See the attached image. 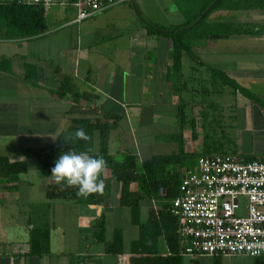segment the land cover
Returning a JSON list of instances; mask_svg holds the SVG:
<instances>
[{"label": "crops", "instance_id": "1", "mask_svg": "<svg viewBox=\"0 0 264 264\" xmlns=\"http://www.w3.org/2000/svg\"><path fill=\"white\" fill-rule=\"evenodd\" d=\"M152 1L118 4L80 22L72 3L61 1L46 9L44 34L31 39L0 35V62L9 61L0 65V158L28 164L16 178L0 180V264H129L137 256L132 244L140 237L139 228L130 209L119 203V182L111 181L110 195L101 206L50 201L47 191L56 183L26 155L27 150L51 144L56 162L66 153L71 120L77 117L115 121L109 154L134 152L138 163L177 153L180 146L184 153L197 151L201 140L202 156L231 154L264 161V11L247 3V8L214 10L208 22L240 32L194 41L198 59L184 56L175 76L170 72V41L149 35L147 25L168 29L182 25L184 18L172 0H154V6ZM152 9H159L164 20L156 14L160 22H155ZM213 70L259 102L235 95L213 77ZM65 75L75 80L77 92L89 97L75 103L55 96L52 91ZM201 107L207 119L204 123L202 118V135L193 142L190 125L180 126L181 109L199 125ZM94 148L98 152L97 133ZM185 168L173 166L170 171L182 176ZM160 203H140L143 223ZM100 219L106 242L113 241L116 231L122 233L121 253H106L104 244L94 239ZM183 247L179 241L181 264H264V258L189 257Z\"/></svg>", "mask_w": 264, "mask_h": 264}, {"label": "trees", "instance_id": "2", "mask_svg": "<svg viewBox=\"0 0 264 264\" xmlns=\"http://www.w3.org/2000/svg\"><path fill=\"white\" fill-rule=\"evenodd\" d=\"M73 3L74 0H59ZM184 18L182 25L173 26L168 29L157 28L148 24L149 35L164 36L170 41L172 53L171 71L177 75L181 70V60L184 56L198 59L193 52L194 41L202 39H215L227 37L240 31L232 29L229 25L208 22V16L216 9L222 7L247 8L243 3H247L251 9L264 11V0H172ZM231 3V4H227ZM46 9L41 4H25L21 0H0V35L3 37L34 38L44 34L47 30L45 23ZM9 61L2 60L0 65H8ZM30 68V67H29ZM213 77L221 80L225 85L232 88L234 94L240 93L247 96L251 101L257 98L241 87L236 81L230 79L225 74L213 70ZM29 75V72H28ZM26 75L25 78L28 77ZM59 97H70L75 103H79L88 94L77 92L75 80L70 76H63L61 84L52 91ZM85 96V97H84ZM89 97V96H88ZM200 124L195 117L188 118L181 109L180 126L184 128L186 124L191 128V140L198 141L202 132V118L206 122L207 115L199 108ZM69 137L65 144V151L77 153L85 152L92 156H102L107 167L104 169L100 180L103 183L101 191L82 197L77 194V189L63 185H52L48 188L47 197L53 200H68L80 205L101 206L110 195L111 181L121 184V195L119 203L131 211L132 222L139 228V239L132 244V253L137 256L132 257L129 264H181L177 257V250L180 238L177 234L176 218L171 214V201L178 196L181 174L170 171V168L177 166L182 169L194 164L197 158L202 156V140L200 148L191 153H184L182 146L177 153L155 155L152 158L138 163L134 152L116 157L109 154L108 144L110 132L116 128L113 121L101 122L92 121L87 116H80L71 120ZM83 129L91 137L89 141L74 139L73 134ZM205 129V128H204ZM99 136V150L95 152L94 137ZM27 157L36 161V166L45 175H51L54 167V146L49 144L45 147L30 149L26 151ZM247 161L256 159L247 158ZM263 161V160H258ZM28 170V164L23 161H10L0 158V180H12L17 175ZM110 173L109 177H104V172ZM136 186V190L133 187ZM156 200L158 210L149 211L146 222L140 219V203L145 200ZM94 239L98 243L104 244L108 254H119L123 251L122 233L116 231L112 242L105 241L104 219L96 222ZM169 252L166 255L164 245ZM164 254V255H163Z\"/></svg>", "mask_w": 264, "mask_h": 264}, {"label": "built area", "instance_id": "3", "mask_svg": "<svg viewBox=\"0 0 264 264\" xmlns=\"http://www.w3.org/2000/svg\"><path fill=\"white\" fill-rule=\"evenodd\" d=\"M135 0H74L76 22ZM45 9L59 0H21ZM183 254L264 258V161L231 154L201 156L186 166L171 201ZM127 256L121 257L125 262Z\"/></svg>", "mask_w": 264, "mask_h": 264}, {"label": "clouds", "instance_id": "4", "mask_svg": "<svg viewBox=\"0 0 264 264\" xmlns=\"http://www.w3.org/2000/svg\"><path fill=\"white\" fill-rule=\"evenodd\" d=\"M73 137L82 141L91 139L83 129H78ZM106 167L107 162L102 156L68 151L56 160L50 177L57 185L76 188L77 194L86 198L102 190L103 183L99 178Z\"/></svg>", "mask_w": 264, "mask_h": 264}, {"label": "rangeland", "instance_id": "5", "mask_svg": "<svg viewBox=\"0 0 264 264\" xmlns=\"http://www.w3.org/2000/svg\"><path fill=\"white\" fill-rule=\"evenodd\" d=\"M155 1L153 0L152 1V6H154V5H156L155 3H154ZM150 12L152 13V18L154 19V21L156 22L157 20H159V22H160V19H162V20H164V17H163V15H162V12L159 10V9H152V10H150ZM141 14H143V11L141 10ZM156 14H157V16L160 18H156L155 16H156ZM144 18L146 19V15L144 14ZM158 22V21H157ZM198 119H199V117H198ZM200 135H202V132H200ZM185 147H188V145L186 144V146ZM135 234V230H132L131 232H130V236H133Z\"/></svg>", "mask_w": 264, "mask_h": 264}]
</instances>
